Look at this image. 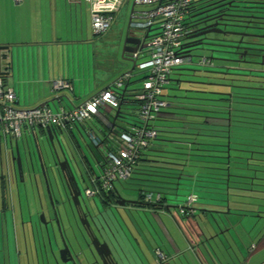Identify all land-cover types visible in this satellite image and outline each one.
Instances as JSON below:
<instances>
[{"label":"trees","instance_id":"16d2710c","mask_svg":"<svg viewBox=\"0 0 264 264\" xmlns=\"http://www.w3.org/2000/svg\"><path fill=\"white\" fill-rule=\"evenodd\" d=\"M214 22L218 23L219 26L217 28L223 30L222 32L207 33L189 39L194 34L203 31V26ZM158 24L159 22H155L149 29H144L145 33L147 32L150 35L149 33L156 31ZM184 27L187 31L185 40L188 41L183 43V53L188 55L186 54L187 48H189L190 54L196 50L206 51L211 54L210 57H213V59L204 57L208 60V64L206 65L208 67H205L206 69H199L197 67L190 69L191 73H193L192 76H194L192 81H182L178 76V78L172 79V75L180 70V66L171 72L169 82L164 89L166 90L170 83L174 82L177 85L176 87H179L177 90L181 94L169 95L168 92L164 93L163 89L162 97L167 101L168 105L157 112L150 123H148L147 126L154 129L155 136L149 140L147 147L139 151L138 158L132 165L130 175L126 179L114 181L110 190H102L101 184L93 180V188L94 186L96 187L97 193H99V197L102 199L101 201L107 205L109 204L106 202V199H109L111 194L116 195V197L123 195L116 182H118L121 188L126 189L127 186L125 184L135 181L138 185L135 206L145 204L151 209H158L160 207H167L168 209L172 204L171 200L180 195L176 192V189L181 184L180 180L183 179L182 175L185 172L186 166L197 168L196 172H193L196 175L193 177L195 179L191 178L190 181L198 184L202 192H205L206 189L209 190V188L213 189V187H208V183H213L211 180L217 179L221 181V177H226L227 174L229 177L239 176L242 178L243 176L235 173L247 170L249 171L247 173L248 176L252 171H258V169L254 168V166L258 165L256 163L250 164L249 160L260 161L262 158L259 156L264 153L260 150H247L246 146L247 148H251V145L240 142L239 139L241 140L242 137L232 135L231 126H236L237 124H234L237 122H243L239 120L242 118L240 113L244 111L240 106L246 104L247 99L257 101L252 105H261L259 104L260 102L264 103V0H191L188 13L184 19ZM216 52L230 53L231 55L225 57L223 60L230 61L233 64L212 63V60L215 59L214 53ZM213 74L219 76L216 79L223 81V83L217 85L225 87L227 90L229 87L231 90L222 92L215 91L214 88L210 87L213 84L205 81L212 78L210 75ZM183 82L188 83L189 90H182L180 88ZM128 84L129 80L117 91L118 106L112 110V114H105L107 116L104 119L97 114H93L90 118L82 122L71 123L65 128V132L69 136L75 150L85 158L84 163L88 165L89 173L95 171L89 165L88 158L83 152V147L75 137V131L82 137L83 132L87 134L89 139H87V149L92 154L97 166L102 169L104 167L101 158L102 152L97 150L100 155L99 159L93 150L96 145L95 143H91L89 136L93 134L97 142L104 140L103 145L108 148L110 146L108 144L110 137L118 139L119 134L131 133L141 124L139 119L141 102L135 98L138 89H130L128 88ZM253 90L263 92L259 94ZM230 103H235L237 105L236 108L233 109ZM115 110L119 112L115 123L127 120L130 125L129 129L127 127L123 128L118 124L114 128H111L112 115ZM259 112L250 113L260 114V118H262L264 123V111ZM216 118L220 119L219 123L215 124L211 122L210 119ZM245 118L243 117V119ZM175 129H179L181 132ZM170 133H177L182 136L178 139L179 141H175L174 139L169 140L166 138L168 136L166 134ZM164 141L178 142L182 145L177 147L179 149H167L164 143L163 145L161 144ZM185 145H193V147L189 146L192 148L190 152L185 150ZM240 146L243 149H240ZM252 146L256 149V145ZM192 151L195 153H192ZM254 154H257L256 157H254ZM192 156L199 157V159H193L191 158ZM254 176H257V174ZM153 178L155 179L153 180ZM255 179L264 180L261 177ZM228 181V188L237 189V187L232 186L234 182H231V178ZM217 184L225 183L219 182ZM148 187L153 188V190L147 189ZM153 191L159 197L152 201L147 200L145 193H152ZM37 196L39 197L38 194ZM207 197H197V199L214 201L209 196ZM186 199V197L183 199L178 198L177 205L181 209L180 215H183L181 217L178 216L182 219L184 217L195 219L198 216V212L200 215L201 210L205 222L213 221L214 224V227H210L206 226L207 224L205 223L207 231L210 233L211 228L215 230L217 223L212 215L216 211L193 207L196 197L191 203ZM167 202L169 203L168 205ZM190 210L194 212L190 213ZM38 213L36 212V215ZM225 213L227 212L225 211ZM195 233H198L196 229ZM156 251L160 252L159 258L156 260L157 262L162 263L164 258L169 256V253L164 254L158 247ZM160 256L163 258L162 261L160 260Z\"/></svg>","mask_w":264,"mask_h":264},{"label":"rangeland","instance_id":"374dc122","mask_svg":"<svg viewBox=\"0 0 264 264\" xmlns=\"http://www.w3.org/2000/svg\"><path fill=\"white\" fill-rule=\"evenodd\" d=\"M133 0H126V3L123 5L122 9L119 12V15L116 16L115 21H112L111 23V30L109 33L104 32L99 36V41L101 46L105 44V48L109 50L110 55L115 56L116 51H120V39H119V30H117V27L122 28L124 26V31L126 29L127 25V19L129 16V11L131 9ZM134 12H140L148 9V6L142 5V4H135L134 6ZM136 16V15H134ZM110 26V27H111ZM123 31V34H124ZM123 34L120 36L122 37ZM188 40H185L184 43H186ZM191 55V61H186L180 65V70L175 72L174 75H172V79L181 78L182 81H192L194 79L193 73H191L192 68H199V69H206L205 67H208L206 65H201L199 62L201 58L207 57L210 58L211 54L206 51H199L196 50L195 52H192ZM230 53H220L216 52L214 53V60H212V63H222V64H233L230 61L223 60L225 57L230 56ZM131 62L124 61L120 58V55L118 56V59L115 62V69L118 70V73H124L126 71H129L132 67ZM133 74H136L138 70L134 68L132 70ZM138 73V72H137ZM117 73H115L116 75ZM118 74V75H119ZM141 74V73H140ZM184 74V75H180ZM180 75V76H179ZM178 76V77H177ZM212 78L207 79L205 82L212 83L213 85H210V87L214 88L215 91H222L227 92L228 90H231V88L228 87H221L217 84L223 83L222 80L216 79L219 77L217 74L210 75ZM118 77V76H117ZM141 78V77H140ZM139 78V79H140ZM218 82V83H217ZM141 81L138 80L137 82L131 84V87H134V89H139L141 87ZM177 85L174 82H171L170 85L164 89V93H169V95L172 94H181L179 90H177L179 87H176ZM182 90H189L188 83L183 82L180 86ZM226 89V90H225ZM234 90V89H233ZM244 91H250V90H244ZM255 93L262 94L263 91L259 90H253ZM252 92V91H251ZM54 97L52 100L48 98L49 105L51 106L52 111H56L55 104L59 106L58 101L55 99L57 95L52 94ZM171 99V98H170ZM31 99L25 98L22 99L17 106L20 107H31L34 106L32 104ZM67 101V100H66ZM257 101H251L249 99L246 100V104H242V109L244 111L240 113V116L242 117L239 119L243 122H237L234 125L231 126L232 129V135L242 137V139L239 141L245 144L251 145V148H247V150H256V151H262L264 153V123L262 118H260V114L258 113H250V112H263L264 111V103L260 102L261 105H252L253 103H256ZM220 103V102H219ZM225 104V103H222ZM231 107L233 109L236 108L235 103H230ZM259 112V113H260ZM236 113V112H235ZM243 117H246L243 119ZM252 118V119H250ZM211 122L217 124L220 122V119H210ZM108 124V122H107ZM117 124L121 127H127L130 128L129 122L127 120L119 121ZM201 126V124H200ZM196 127H198L196 125ZM176 131H180L179 129H175ZM238 132V133H236ZM166 138L169 140L174 139L177 141L182 135L177 133H170L166 134ZM75 137L81 143L83 147V152L86 154L89 165L93 167L94 173H92V176H99L100 175V168L97 166L96 161L94 160L93 156L90 154L89 150L87 149V139L88 136L86 133L83 132V137L75 131ZM44 141H42V148L39 150L38 153L35 150L34 142L31 137H29V145H30V151L32 152L31 156L32 159L31 163L29 160V157H25L24 155V148L22 144H19L18 150L21 157V170H22V177L23 182H19V188L23 191V186L25 187L26 192L28 191L29 194L31 192H36V189L39 190V196L42 197L43 201L47 204L43 205L42 211L44 212V217L47 220V217H50L52 215V210L50 206V200L46 194V184H49L52 186L54 192H55V198L58 200L61 196L64 198L66 195L65 192V182L62 180V177L58 171V161H62L63 155L62 150L63 148L62 144H59L57 139H53V148L49 145L47 142V139L44 138ZM89 140V139H88ZM179 141V140H178ZM236 141V140H235ZM44 142V143H43ZM168 148L173 149H179V147L182 144H179L178 142H168L164 141L161 142V144ZM252 145H256V149ZM98 146V145H97ZM186 151L190 152L192 148L189 146L193 145H185ZM176 147V148H174ZM97 148V147H95ZM240 149H243V147L240 146ZM35 151V153H33ZM55 151V152H54ZM178 151V150H176ZM184 152V150H182ZM192 153H195L192 151ZM75 157L78 161V170L82 172L84 181L82 182V188L84 189L86 186H88L91 190L93 189V184L91 182V175L89 173L88 165H86L84 162L82 163L81 157L79 154L75 153ZM249 154V153H248ZM251 154V153H250ZM257 154H254V157H256ZM40 156V159H39ZM98 158L100 159L99 153H97ZM251 156V155H248ZM57 157H59L57 159ZM258 157V156H257ZM262 158L260 161L255 160H249L250 164L256 163L258 166H254V168L258 169V171H252L251 174L247 176V173L249 171H241L239 173H235L237 175L243 176L242 178L237 177H229L228 174L226 177H221V181L214 179L211 180L213 183H208V187H213V189H206L205 192H202L198 184H195L194 181H190L191 178L195 177L196 175L193 174V172H196L197 168H191L189 166L185 167V172L182 175V180H180V185L177 186L176 192L179 195V197L174 198L171 200L172 204L168 210L170 213L168 214H158L155 212H147L143 211L140 212L136 209H129V207L123 208L114 207L111 209L110 206H104L101 205L99 201H97V207L102 211L105 215L110 214H119L122 215L123 218H128L129 215H132L134 218H136V222L131 226V235L126 233L119 234V232L116 234L118 242L122 243L125 241V244L121 245L120 247L116 245V250L114 252L118 264H157V258H159L158 255H160L159 251H156V248L158 247L161 249V251L164 252V254L169 253V256L166 258H163L160 256V260L162 261V264H197L199 263L198 258L194 255V251L198 252L199 254L202 252L203 254L209 256L210 254L212 257L220 263V260L222 263L229 262V255L228 253H231L233 256L238 257L240 254V259H242L241 253H243L244 256L247 255V247L250 243H256L259 247L264 246V180H259L255 178H264V154L259 156ZM193 159H199V157L192 156ZM57 159V162H56ZM256 159V158H254ZM26 160L27 165L29 164V168L27 171L26 166ZM42 164L44 171L46 173V182L44 179V176L41 172V165ZM191 163V162H190ZM33 164V165H32ZM195 164V163H192ZM29 172V173H28ZM14 173L11 172V178L9 179L11 181L12 189L16 188V181L14 180ZM233 174V172H231ZM257 174V176H254ZM220 177V176H219ZM248 177V178H245ZM9 176L4 173V180H5V187L7 190H9V184L8 182ZM147 178V177H146ZM224 178V180H223ZM229 178H231V182L233 181L234 184L232 186L237 187V189L228 188L227 183L229 182ZM155 178H153L154 180ZM188 179V180H187ZM195 178H193L194 180ZM164 180V179H162ZM20 181V178L18 179ZM219 182L225 183V184H217ZM36 183V185H35ZM118 187L120 188V191L127 200H133L136 201L138 190H137V184L135 181H131L130 184H125L126 189L121 188V186L116 182ZM188 184V185H185ZM37 186V188H36ZM218 187V188H217ZM221 189H220V188ZM240 188V189H238ZM147 189L153 190V188L148 187ZM210 191V192H208ZM208 192V193H207ZM225 193V194H224ZM16 194V191L14 192ZM149 193H145V197H147ZM90 195H87V197ZM203 196H209L210 198L214 199L212 200H205L200 199L197 197H203ZM85 197L86 203H92L97 197L90 196L88 198ZM186 197L187 201L190 200V203L193 201V199L196 197V202L194 201L193 207H196L198 209L205 208V209H212L216 212L213 213L212 217L217 223V227L215 230L212 228L210 229V233L207 231L206 226L214 227L213 221H209L208 223L205 222V218L203 215V212L200 210V215L198 212V216L195 219H186L184 217L183 219L180 218L183 215H180L181 209L177 205L178 198L183 199ZM194 197V198H193ZM17 200V197H15ZM208 198V197H207ZM93 199V200H92ZM95 199V200H94ZM152 200L156 199V193L152 192ZM65 200V198H64ZM96 202V201H95ZM180 202V201H179ZM169 203L167 202V205ZM111 205V204H110ZM225 211L227 213H225ZM194 212L190 210V213ZM224 212V213H222ZM174 215L177 223L173 220L172 216ZM180 217H179V216ZM133 218V219H134ZM39 220V219H38ZM49 220V219H48ZM172 221V223L170 222ZM183 221V222H182ZM128 223V221H126ZM115 226V224H114ZM48 227V235L45 232L44 236L46 239L47 244H49L50 238L54 239V236L56 235L57 240L59 241L61 245L60 238L58 236L56 227L51 226L50 223L47 225ZM196 231L199 232V235L195 233ZM53 228V230H52ZM130 229V228H129ZM125 230V229H124ZM223 230V232H222ZM202 232V233H200ZM101 233L102 230H101ZM55 234V235H54ZM205 234V235H204ZM106 235H104L105 237ZM126 245V247H125ZM45 246L47 248V252L49 254V258L46 257V250ZM12 248V246H11ZM62 248V246H58L54 250L55 257H58V262L54 261L51 253L49 251V246L44 245L43 243L40 245V248L38 247V253L35 254L34 260L31 259V262L33 264H64V261L60 257L59 250ZM194 249V250H193ZM177 252H180V255L176 254ZM228 251V252H227ZM264 252V249L262 250ZM37 255V259H36ZM193 256V257H192ZM175 258V259H174ZM195 261H194V260ZM236 261L237 258L235 257ZM156 261V262H155ZM27 264V260L25 261L24 256L22 255L21 264Z\"/></svg>","mask_w":264,"mask_h":264},{"label":"crops","instance_id":"0c3cea01","mask_svg":"<svg viewBox=\"0 0 264 264\" xmlns=\"http://www.w3.org/2000/svg\"><path fill=\"white\" fill-rule=\"evenodd\" d=\"M132 8L133 12L131 13L130 9L127 16V25L133 20L134 7ZM119 12L114 15L113 21ZM111 28L112 26L106 32L109 33ZM126 29L124 31V26L117 27L120 40L123 39V31L125 33ZM128 30L135 36L145 33L140 29ZM122 34L123 36L120 37ZM100 35L92 31L90 10L86 0H0V48L8 50L11 56L6 83L15 93V106L20 107L17 104L22 99L29 98L31 99L29 102L34 106L44 104L51 109L47 99L52 100L54 97L52 94H55L57 95L55 99L59 103V106L55 104L56 109L62 108L66 111L75 108L98 91L111 86L122 74H119L114 67L119 55L121 58V51H116L115 56L110 55L109 50L104 47L105 44L101 46ZM134 61V68L138 73L126 71L131 73L128 88L133 90L134 87L130 85L138 80L142 81L148 70V57L144 49L138 52V57ZM4 63V60L0 61L1 66ZM54 81L63 82L65 86L55 89ZM108 113L113 112L106 107L97 115L104 119L107 116L105 114ZM20 143L23 148L29 145V137L0 138V264H21L22 255L25 261L27 260V264H33L31 259L34 260L38 247L40 248L42 243L47 245L43 231L41 235L38 233L40 224L36 215V212H41V208L47 203L35 192L29 194L24 186L23 191L18 187L21 181H18L19 178L11 161V151L14 154L15 145L19 147ZM84 160L82 156L80 161L83 163ZM26 166L28 171L27 160ZM11 172L14 173L13 177L16 181V194L9 180ZM4 173L9 176V190L5 187ZM93 190V196L98 197L94 200L96 203L100 202L102 199L99 193L94 188ZM100 204L109 206L103 201ZM128 207L136 209L137 212L170 213L167 207L151 209L145 204L138 206L129 204ZM128 215L132 216L129 213ZM172 218L177 223L174 215ZM170 222L172 223L171 220ZM50 242L54 249L56 243L59 244L56 236L54 239L50 238ZM122 244H125V241L120 242V245ZM247 249L246 256L241 253L242 259L240 254L237 257V254L233 256L228 253L229 262L222 263L220 260V263L264 264L262 251L264 246L258 248L256 243H250ZM45 250H47L46 246ZM176 254L180 255V252L176 251ZM194 255L199 260L198 264H218L211 254L207 256L202 252L199 254L194 251ZM171 261L169 264H173ZM195 262L197 264V260Z\"/></svg>","mask_w":264,"mask_h":264},{"label":"built area","instance_id":"2783aa9c","mask_svg":"<svg viewBox=\"0 0 264 264\" xmlns=\"http://www.w3.org/2000/svg\"><path fill=\"white\" fill-rule=\"evenodd\" d=\"M86 2L90 10L92 31L95 34H102L109 29L114 15L120 11L126 0H86ZM190 2L191 0H133L134 5H146L148 9L132 14L133 20L129 22L131 28L144 30L149 29L155 22L159 24L156 31L149 33L144 44L148 57V70L135 95V98L141 102L140 126L131 133L119 134L118 139L110 137L108 148L103 145L104 140L97 142L93 134L89 136L91 143L98 145L102 152L104 167L100 169L99 176L96 178L91 176V182L96 180L101 184L102 190H110L114 181L126 179L130 175L139 151L147 147L149 140L155 136L154 129L147 126L148 123L157 112L168 105L162 97V92L169 82L171 72L185 60H191L182 49L187 33L184 19ZM10 57L8 50L0 48V61L5 62L3 66L0 65V138L38 136L46 127L54 130L61 128L66 131L67 125L82 122L93 114H99L103 108L116 109L117 91L130 78V72L122 73L111 86L98 91L70 110L65 111L60 108L52 111L47 106L16 107L15 93L6 83V76L10 70ZM132 57L136 59L138 52L133 53ZM199 63L207 65L208 60L203 57ZM62 85L64 83L60 81L53 83L55 89H59ZM94 189L97 192L95 186ZM85 194L93 196L94 190L86 187ZM158 197L156 195V199ZM151 198L152 193H149L146 199L152 200ZM157 264L162 263L157 262Z\"/></svg>","mask_w":264,"mask_h":264},{"label":"water","instance_id":"95a60500","mask_svg":"<svg viewBox=\"0 0 264 264\" xmlns=\"http://www.w3.org/2000/svg\"><path fill=\"white\" fill-rule=\"evenodd\" d=\"M134 6V3H132V7ZM131 7V13L133 12V8ZM218 23L214 22L212 24L203 26V31H200L193 36L189 37L191 39L192 37H197L199 35L212 33V32H222L223 30L218 29ZM128 29H132L129 24L127 25L126 32L124 33L123 39L120 40L121 42V59L124 61H129L132 64V67L130 71L133 70L135 61L132 57V54L135 52H140L145 47V41L148 38V33H144L143 35L135 36L132 32H130ZM186 50V56H188L190 59L193 57V55L190 54L189 48ZM210 59H213V57H210ZM216 59V58H215ZM44 106V104L42 105ZM113 120L111 124V128H114L117 126L115 123V120L119 116L118 111H114ZM44 134H46L47 141L49 145L53 148V139H57L59 142L58 135H61V137L66 136L68 139L63 140V147L62 155L63 159L62 161H58L57 157L56 162L58 163V171L59 173H63L65 168H68L70 172L69 179L74 180L75 177L71 171V167L69 165L68 159L66 155L70 158L71 161L75 160L74 152L77 153L75 150L74 145L70 141L69 136L66 134L65 130L61 128H57V130H54L53 128L46 127L44 129ZM39 136H37L38 138ZM65 137V138H66ZM35 150L38 153V147L35 143V136H31ZM66 150V151H65ZM55 152V151H54ZM35 153V151L33 152ZM31 151L29 150L28 145L24 147V155L25 157H29L30 159ZM40 159V156H39ZM11 161L14 166V170L16 172V175L18 178H20V181L23 182L22 177V170H21V157L18 150L17 145H15L14 154L11 151ZM41 165V172L44 176L45 182H46V173L44 171V168ZM67 166V167H66ZM78 169V167H77ZM46 184V194L50 200V206L52 210V218L49 220H46L44 217V212L41 211L38 215L39 224L40 227L38 228V233L41 235L42 231L43 234L45 232L48 235V227L47 225L50 223L51 226L56 227L58 236L61 241L60 243L55 245V249L58 248V246H62V248L59 250L60 257L64 261V264H99L98 259H102L101 257H111L114 259L113 264H118V260L114 254L116 250V245L120 247L121 245L117 240L116 234L119 232V234H123L124 229L125 231L131 235L130 229L128 224L125 222L123 217L120 214H110L105 215L102 213V211L96 206L97 203L93 201L92 203H86V201L83 199V196L81 194L80 189L77 186V183L75 182L76 187L74 189L70 190L67 185H65V200H63L62 196L58 200L55 198V192L49 184ZM37 194L38 190L36 189ZM70 196V202L68 201L67 196ZM66 202V205H65ZM136 201L127 200L123 198L122 196H118L116 199V207H123L126 208L128 204H135ZM111 209L114 207L111 206ZM82 212V214L80 213ZM131 224L133 225L136 220L132 217L130 218ZM115 224V226H114ZM42 227V228H41ZM53 230V228H52ZM101 230L103 233H101ZM55 235V234H54ZM104 235H106L104 237ZM56 236V235H55ZM54 236V237H55ZM49 251L51 253V256L54 261L58 262V257H55L54 248L51 246V242L49 241ZM46 257H48V252L46 250ZM59 264V263H57Z\"/></svg>","mask_w":264,"mask_h":264},{"label":"flooded vegetation","instance_id":"af4514ba","mask_svg":"<svg viewBox=\"0 0 264 264\" xmlns=\"http://www.w3.org/2000/svg\"><path fill=\"white\" fill-rule=\"evenodd\" d=\"M38 138H37V136H35V143L37 144V147H38V149L40 150L41 148H42V141H44V139H43V137L44 138H46L47 139V137H46V134H44V131L42 132H40L39 134H38ZM60 136V137H59ZM58 137H59V142L63 145V140H66V139H68L66 136H64L63 135V137H61V135H58ZM66 137V138H65ZM48 142V141H47ZM102 142V141H101ZM44 143V142H43ZM97 144V143H96ZM102 144V143H101ZM28 147H29V149H30V145H28ZM96 147L97 148H94L93 150H94V152L96 153V155H97V150L99 151V146H97L96 145ZM64 148V147H63ZM66 151V150H65ZM31 154H32V152H31ZM31 154H30V159H32V156H31ZM91 154V153H90ZM92 155V154H91ZM66 157H67V159H68V162H69V165H70V167H71V171H72V173H73V175H74V177H75V179L74 180H70L69 179V176H70V172H69V170H68V168H65L64 169V171H63V173H60V175H61V177H62V180H64V182H65V185H67L68 187H69V189L70 190H72V189H74V187H76V185H75V182L77 183V186H78V188L80 189V191H81V194H82V196H83V199L85 200L86 198L85 197H87V195L85 194V189H86V187H88V186H86L84 189L82 188V182L84 181V179H83V175H82V172L81 171H79L78 169H77V167H78V161H77V158L75 157V155H74V157H75V160L74 161H71L70 160V158L68 157V155H66ZM83 162H85V160L83 161ZM67 167V166H66ZM92 173H94V172H90V174H92ZM35 185H36V183H35ZM36 188H37V186H36ZM38 190V189H37ZM38 193H39V190H38ZM114 193V192H113ZM123 196V195H122ZM63 197V196H62ZM118 197V196H117ZM117 197H116V195L114 196L113 194H111V196H110V198L109 199H106V202L108 203V204H111V206H116V204H115V201H116V199H117ZM123 197H125V196H123ZM67 198H68V201L70 202V196L68 195L67 196ZM88 198V197H87ZM63 200H64V198H63ZM65 205H66V202H65ZM40 213V212H39ZM39 213H38V215H39ZM80 213L82 214V212L80 211ZM38 215H37V219H38ZM132 216H129L128 218H126V220H125V222L126 221H128V226H129V228H130V231H131V226H132V224H131V221H130V218H131ZM50 218H52V215L50 216V217H47V220L48 219H50ZM133 218V217H132ZM129 219V220H128ZM124 232H126L125 230H124ZM127 233V232H126ZM102 259H98V262H99V264H113V261H114V259L113 258H111V257H101Z\"/></svg>","mask_w":264,"mask_h":264}]
</instances>
